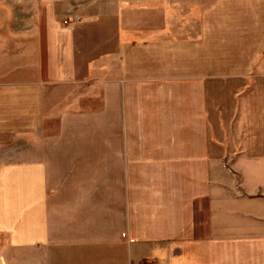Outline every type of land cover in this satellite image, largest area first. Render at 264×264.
Wrapping results in <instances>:
<instances>
[{
    "label": "crops",
    "instance_id": "0c3cea01",
    "mask_svg": "<svg viewBox=\"0 0 264 264\" xmlns=\"http://www.w3.org/2000/svg\"><path fill=\"white\" fill-rule=\"evenodd\" d=\"M159 2L0 0V264H264V0Z\"/></svg>",
    "mask_w": 264,
    "mask_h": 264
},
{
    "label": "rangeland",
    "instance_id": "374dc122",
    "mask_svg": "<svg viewBox=\"0 0 264 264\" xmlns=\"http://www.w3.org/2000/svg\"><path fill=\"white\" fill-rule=\"evenodd\" d=\"M36 1L39 9H44L46 6L47 12L51 10L53 17L62 22L65 25H69L75 22L83 21L86 15L92 13L97 6L102 3L113 6H124V5H138L142 3H156L157 0H3L4 6L16 7V6H30V3ZM159 3L166 4L173 0H159ZM184 1V6L187 8L190 0ZM1 4V3H0ZM32 5V4H31ZM187 11V9H185ZM187 15V14H186ZM218 14H214L217 16ZM220 16V14H219Z\"/></svg>",
    "mask_w": 264,
    "mask_h": 264
}]
</instances>
